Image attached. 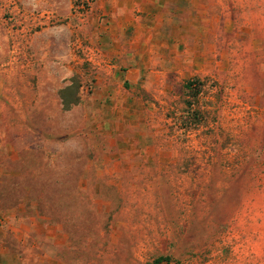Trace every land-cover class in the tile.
<instances>
[{
    "label": "rangeland",
    "instance_id": "1",
    "mask_svg": "<svg viewBox=\"0 0 264 264\" xmlns=\"http://www.w3.org/2000/svg\"><path fill=\"white\" fill-rule=\"evenodd\" d=\"M158 258L264 264V0H0V264Z\"/></svg>",
    "mask_w": 264,
    "mask_h": 264
},
{
    "label": "trees",
    "instance_id": "2",
    "mask_svg": "<svg viewBox=\"0 0 264 264\" xmlns=\"http://www.w3.org/2000/svg\"><path fill=\"white\" fill-rule=\"evenodd\" d=\"M194 87H200L198 80L189 81L186 84V89L192 91ZM81 86L77 79H72L69 86L61 91L62 107L65 111L70 110L72 107L80 103L79 90ZM169 264L170 260L165 258H158L152 264Z\"/></svg>",
    "mask_w": 264,
    "mask_h": 264
}]
</instances>
